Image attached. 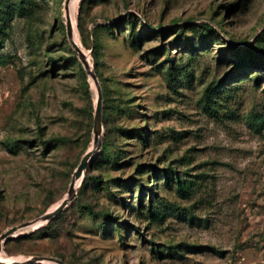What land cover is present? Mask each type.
<instances>
[{"label":"rangeland","instance_id":"1","mask_svg":"<svg viewBox=\"0 0 264 264\" xmlns=\"http://www.w3.org/2000/svg\"><path fill=\"white\" fill-rule=\"evenodd\" d=\"M66 3L0 0V256L264 264V0H74L100 144L2 237L93 147Z\"/></svg>","mask_w":264,"mask_h":264},{"label":"water","instance_id":"2","mask_svg":"<svg viewBox=\"0 0 264 264\" xmlns=\"http://www.w3.org/2000/svg\"><path fill=\"white\" fill-rule=\"evenodd\" d=\"M66 32L68 35V38L72 44V46L74 47V49L76 50V52L78 53L85 69L87 70L88 74L92 77V79L94 80L96 87H97V102H96V112L94 115V123H93V147L90 148L89 150H87L81 157L78 165L76 166L74 172H73V178L72 181L70 183V187L68 189V193L67 195L56 205L55 208H53L52 210L47 211L46 213L42 214L39 218L33 220V221H29V222H24L22 224H20L19 226H12L10 227L8 230H6L3 234L2 237H4L5 239L10 237L9 235L15 231L18 227L21 226H25V225H29L33 222H37V221H47L49 220L51 217L55 216L56 214H58L68 203L69 200H71L74 197L75 194V189H74V184L76 179H78L79 177L82 176L83 171L85 170L88 161L90 159V157L94 154V152L96 151V149L99 147L100 144V132L102 129V123H101V107H102V91L99 85V81L98 78L95 74V72L93 71V69L90 67V63L86 57V53L80 48V46L73 40L72 38V23H71V19L69 17V14H66ZM0 248H1V244H0ZM30 261H51V262H56L58 264H68L67 262H64L63 260H60L58 258H54V257H45V256H33L31 258H26L24 261H19V260H11V261H5L0 259V262L3 264H20L23 262H30Z\"/></svg>","mask_w":264,"mask_h":264},{"label":"bare ground","instance_id":"3","mask_svg":"<svg viewBox=\"0 0 264 264\" xmlns=\"http://www.w3.org/2000/svg\"><path fill=\"white\" fill-rule=\"evenodd\" d=\"M73 2H74V0H67V3H66L65 16H66V14H69L70 19H71L70 10H71V7L73 6ZM71 23H72V19H71ZM72 27H73V23H72ZM73 29H74V27H73ZM75 37H76V35H74V38H73V36H72V38H73L74 41L76 40ZM75 42H76V41H75ZM76 43H77V42H76ZM77 44H78V43H77ZM78 45H79V44H78ZM79 46H80V45H79ZM80 48H81V47H80ZM81 49H82V48H81ZM82 50H83V49H82ZM87 56H88V54L86 53V57H87ZM79 179L81 180L80 177H79L78 179H76L75 184H74V189H76V185H77ZM56 205H57V204H56ZM56 205H55L53 208H55ZM51 210H52V209H51ZM34 223H39V221H37V222H33L32 224H34ZM0 258H1L2 260H5V259H3L1 256H0ZM15 260L22 261V260H25V259H15ZM55 263H56V262H55ZM56 264H58V263H56Z\"/></svg>","mask_w":264,"mask_h":264},{"label":"trees","instance_id":"4","mask_svg":"<svg viewBox=\"0 0 264 264\" xmlns=\"http://www.w3.org/2000/svg\"><path fill=\"white\" fill-rule=\"evenodd\" d=\"M241 63H242V60H239V61H238V64L240 65ZM238 64H237V65H238ZM173 174H174V177H175L176 182H177V184H178V187L181 189L182 186H181V183H180V176H179V174H177L176 171H174ZM108 218H109L110 220L113 219V217H112L111 215H109ZM112 221H113V220H112Z\"/></svg>","mask_w":264,"mask_h":264}]
</instances>
